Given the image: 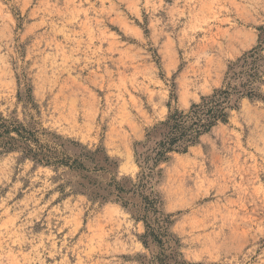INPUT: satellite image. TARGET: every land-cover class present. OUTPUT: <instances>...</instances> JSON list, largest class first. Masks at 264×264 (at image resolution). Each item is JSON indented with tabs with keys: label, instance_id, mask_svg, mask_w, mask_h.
<instances>
[{
	"label": "rangeland",
	"instance_id": "rangeland-1",
	"mask_svg": "<svg viewBox=\"0 0 264 264\" xmlns=\"http://www.w3.org/2000/svg\"><path fill=\"white\" fill-rule=\"evenodd\" d=\"M262 25L264 0H0V116L68 164L0 143V264H264V76L156 166L165 246L111 183L136 181L137 143L220 88Z\"/></svg>",
	"mask_w": 264,
	"mask_h": 264
},
{
	"label": "trees",
	"instance_id": "trees-1",
	"mask_svg": "<svg viewBox=\"0 0 264 264\" xmlns=\"http://www.w3.org/2000/svg\"><path fill=\"white\" fill-rule=\"evenodd\" d=\"M258 31L256 45L230 64L220 88L214 89L212 94L202 97L199 103H193L187 110L170 111L165 120L160 121L147 132L144 142L137 143L144 149L135 151L139 168L136 181L131 182L129 188H125L116 180L111 182L116 191V200L123 206L136 207L137 218L144 222V237L150 238L155 244L165 246L169 243L168 216H164L159 210V200L152 183L156 166L172 151L186 152L200 136L218 122L225 121L228 115L227 109L233 106V98L257 95L254 89L255 83L264 76V25L259 26ZM13 132L16 137L9 136ZM150 140H153L152 144H148ZM0 143H5L6 149H14V143H17L25 155L33 156L39 162L68 165L67 158L55 148L41 143L35 132L16 125L2 116H0ZM128 194L137 197L138 201L135 203L129 201Z\"/></svg>",
	"mask_w": 264,
	"mask_h": 264
},
{
	"label": "bare ground",
	"instance_id": "bare-ground-1",
	"mask_svg": "<svg viewBox=\"0 0 264 264\" xmlns=\"http://www.w3.org/2000/svg\"><path fill=\"white\" fill-rule=\"evenodd\" d=\"M201 154V153H200Z\"/></svg>",
	"mask_w": 264,
	"mask_h": 264
}]
</instances>
